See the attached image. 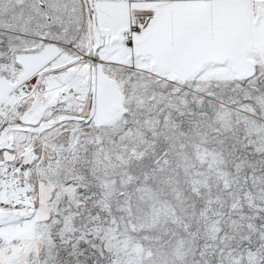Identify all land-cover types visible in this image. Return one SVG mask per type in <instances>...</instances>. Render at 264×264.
Returning a JSON list of instances; mask_svg holds the SVG:
<instances>
[{
  "label": "snow or ice",
  "instance_id": "1",
  "mask_svg": "<svg viewBox=\"0 0 264 264\" xmlns=\"http://www.w3.org/2000/svg\"><path fill=\"white\" fill-rule=\"evenodd\" d=\"M0 264H264V0H0Z\"/></svg>",
  "mask_w": 264,
  "mask_h": 264
}]
</instances>
